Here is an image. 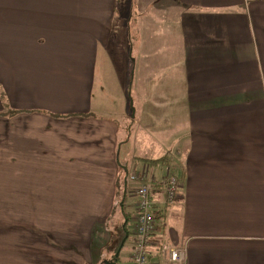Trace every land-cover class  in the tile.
<instances>
[{"label":"crops","instance_id":"obj_1","mask_svg":"<svg viewBox=\"0 0 264 264\" xmlns=\"http://www.w3.org/2000/svg\"><path fill=\"white\" fill-rule=\"evenodd\" d=\"M161 1L118 12L116 0H0V264L19 249L9 243L10 195L54 203L11 216L30 219L20 250L37 254L27 264H99L95 227L116 233L108 219L125 202L128 264L137 185L126 175L146 163L155 212L170 225L165 236L156 227L148 264H167L177 247L186 264H264V0H169L176 24L147 21L143 33L163 39L169 62L174 29L177 70L168 63L138 83L132 118L134 62L125 53L119 100L97 75L99 57L113 56L115 16L130 29ZM171 175L180 196L167 205Z\"/></svg>","mask_w":264,"mask_h":264},{"label":"rangeland","instance_id":"obj_2","mask_svg":"<svg viewBox=\"0 0 264 264\" xmlns=\"http://www.w3.org/2000/svg\"><path fill=\"white\" fill-rule=\"evenodd\" d=\"M171 4L172 2H170L169 0L159 2L156 6H154V9L152 11L143 14V16L141 17V19L138 20V22L133 20L132 27L130 29L128 27L122 28L123 24L119 20L120 16L119 15L117 17L115 16L114 26L112 28L113 32H112V41L110 47V52L113 53V56L109 55L110 56L109 58L99 57V65L97 69V75H99L102 79L106 80L108 93H110L113 97H116L119 100L121 98L119 78H121L122 71L125 66L124 64L125 53L127 54V57L131 61V63L134 62L132 64V72H131V79L129 82V92H128L130 94L129 96L130 100L132 101H134L133 97L134 99L137 97L138 83L140 84L141 82L148 81L151 74L161 73L163 68L167 66L168 63L173 67L172 68L173 70L174 69L177 70L175 68V63L177 58L175 59L173 57L175 51V48H173L175 46H173V44L177 42V35L176 32L173 31L174 29L172 28V32H173L172 37L174 39L172 40V47L169 49V52L172 54V57L169 60V62L166 58L167 49L165 47H167V45L166 43H163V39L162 38L152 39L151 37H145L143 33L145 27L144 24H146L147 21L151 25L150 28L152 29H156L157 23L163 24L164 20H172V24H176L175 20L178 18L177 15H178L179 7L175 6L174 9L172 8ZM116 6L118 8V12H122L124 7L131 6L130 0H116ZM138 32L142 37L140 39L136 37ZM129 37L133 38L132 39L134 44L133 46L130 44L131 38ZM124 38H126L127 42L123 41ZM177 49L179 48L177 47ZM144 70L146 71L147 76L143 79L142 73L144 72ZM132 73H135V81H134V75L132 78ZM133 82L135 83V88ZM158 82L159 79H155V83L157 84L161 83ZM131 83L132 86H130ZM3 105L5 112L6 113L9 112L10 109L8 104L4 102ZM119 108L120 106L116 105V108H114L113 112L118 113ZM134 109H135V105H134ZM135 113H136V109H135ZM146 121L147 123H152V121H148V120ZM14 189L15 187H10V191ZM11 196L12 195H10V202H9L10 216L17 213L18 211L21 212L23 209L26 211V213H30V214H32L33 213L32 211L34 210H37V213L40 212L46 213L51 211L49 209L50 204L52 209L54 210V203H49V202L21 203V202H16L14 199H11ZM37 206H39V208H37ZM115 220L116 222L113 221V223L116 224L112 223L111 228H114L122 221L119 218V216H117ZM27 221H30V219L21 218V217L17 219L16 217H10L9 243L10 246H16V245L19 246V249L11 248V250L9 251L10 264H27L29 263L27 259H30L31 257L36 256L37 254L36 251L33 250H20V247H22L21 245L23 244V237L21 235V232L29 228ZM155 224L156 227L159 228V230L157 231L159 232L158 234L160 236L161 235L165 236L167 234L168 229L170 228L168 220L165 219V217H162L161 219H157ZM129 229H131L130 225H129ZM98 231L99 229L97 228V232ZM110 232L113 234V236L111 235L112 243L110 245H115L116 243L118 246L121 237H123L122 229L118 227L116 233H114L115 230H110ZM127 244L129 245V242ZM127 247L128 246H126L125 250L121 254V259H122L121 264L125 262V251Z\"/></svg>","mask_w":264,"mask_h":264},{"label":"built area","instance_id":"obj_3","mask_svg":"<svg viewBox=\"0 0 264 264\" xmlns=\"http://www.w3.org/2000/svg\"><path fill=\"white\" fill-rule=\"evenodd\" d=\"M129 182L137 185V212L135 243L128 264H148L150 249L153 245V234L156 231L155 201L152 195L153 181H150V167L144 164L140 169L131 172ZM180 181L171 175L165 187L164 200L167 205L174 204L179 199ZM167 264H186L184 247L172 248L168 252Z\"/></svg>","mask_w":264,"mask_h":264},{"label":"trees","instance_id":"obj_4","mask_svg":"<svg viewBox=\"0 0 264 264\" xmlns=\"http://www.w3.org/2000/svg\"><path fill=\"white\" fill-rule=\"evenodd\" d=\"M11 112V111H10ZM162 161H159V162H154L152 163L151 165L153 164H157V163H161ZM147 165H149L148 163H146ZM150 167V165H149ZM129 176V172H127V175H126V178ZM125 186V182L123 184H121V187H119L120 189L124 188ZM155 213V219H161L162 217H160L159 215H157L156 212ZM121 215V217H120ZM119 216L120 219L122 220V223H120V225H118L119 228L122 229V235L123 237H121L120 239V242H119V245L117 246V244L115 243V245H111V247H109L108 249H105V243L107 245V242L108 241H112V238H111V235L113 236V234L110 232V227L108 224H105V225H98L97 227H95V231L97 232V228L99 229V231H101L102 233L99 232V236L98 239H100V243L103 244L104 246V251L105 253L102 255L101 259H100V262L99 264H104L105 261H114L115 260V254L117 252V250L119 249L123 239L126 237V234H128V238L125 242V245L120 253V256L119 258L117 259L116 261V264H121L122 262V259H121V254L122 252L125 250L126 246L128 245L127 243L130 241V239L132 238V233L130 232L129 230V223L131 221V217L128 213L125 212V202L123 201H118L115 203V206H114V211L112 212V215L110 216V218L108 219L109 221H114L116 222V217ZM113 224H116V223H113ZM94 231V232H95ZM97 235V234H96ZM103 240H102V239ZM105 241V242H103ZM116 249V250H115ZM115 250V252H114Z\"/></svg>","mask_w":264,"mask_h":264},{"label":"water","instance_id":"obj_5","mask_svg":"<svg viewBox=\"0 0 264 264\" xmlns=\"http://www.w3.org/2000/svg\"><path fill=\"white\" fill-rule=\"evenodd\" d=\"M129 96H130V94H129ZM130 101H131V103H130V107H131V109H132V118H134V117H135L134 103H133L132 100H130ZM128 236H129V235L126 234V237L123 239V241H122V243H121L119 249L117 250V252H116V254H115V260H114V261H105L104 264H116V261H117V259H118L119 256H120V253H121V251H122V249H123V247H124V245H125V242H126Z\"/></svg>","mask_w":264,"mask_h":264},{"label":"bare ground","instance_id":"obj_6","mask_svg":"<svg viewBox=\"0 0 264 264\" xmlns=\"http://www.w3.org/2000/svg\"><path fill=\"white\" fill-rule=\"evenodd\" d=\"M16 209V208H15ZM9 217H11V216H9ZM6 218V217H5ZM44 229V228H43Z\"/></svg>","mask_w":264,"mask_h":264}]
</instances>
